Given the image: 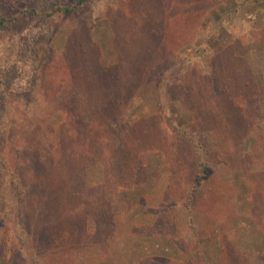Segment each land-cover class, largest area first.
<instances>
[{
    "label": "rangeland",
    "instance_id": "1",
    "mask_svg": "<svg viewBox=\"0 0 264 264\" xmlns=\"http://www.w3.org/2000/svg\"><path fill=\"white\" fill-rule=\"evenodd\" d=\"M77 1L0 0V264H264V0Z\"/></svg>",
    "mask_w": 264,
    "mask_h": 264
},
{
    "label": "trees",
    "instance_id": "2",
    "mask_svg": "<svg viewBox=\"0 0 264 264\" xmlns=\"http://www.w3.org/2000/svg\"><path fill=\"white\" fill-rule=\"evenodd\" d=\"M90 0H78L77 1V5L80 6V5H84L86 4L87 2H89ZM59 12L61 13H65V14H70L72 13V10L70 8H64V9H61V10H58ZM48 15V14H47ZM51 15V14H50ZM5 28V20L3 19H0V29H3Z\"/></svg>",
    "mask_w": 264,
    "mask_h": 264
},
{
    "label": "crops",
    "instance_id": "3",
    "mask_svg": "<svg viewBox=\"0 0 264 264\" xmlns=\"http://www.w3.org/2000/svg\"><path fill=\"white\" fill-rule=\"evenodd\" d=\"M234 1H236L237 2V5H239V3L240 4H242V3H244L246 0H234ZM236 5V4H235ZM202 245H201V243H200V247H201ZM151 247H153V246H151Z\"/></svg>",
    "mask_w": 264,
    "mask_h": 264
}]
</instances>
